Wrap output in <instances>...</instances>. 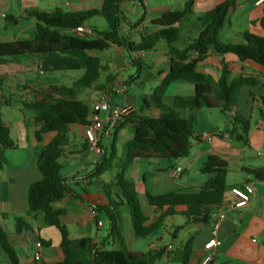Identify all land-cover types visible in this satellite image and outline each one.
<instances>
[{
  "label": "crops",
  "instance_id": "obj_1",
  "mask_svg": "<svg viewBox=\"0 0 264 264\" xmlns=\"http://www.w3.org/2000/svg\"><path fill=\"white\" fill-rule=\"evenodd\" d=\"M101 1L51 0L50 3L53 8L46 10L40 6L39 0H0V41L13 42L31 39L37 25L36 18L29 15V11L33 9L46 10L47 12L60 9L67 13L98 8ZM140 1L141 3L126 2L122 5V11L129 23H135L142 19L140 24L135 26L123 23L127 26L124 36L134 44H137L142 36L159 29L152 25L153 20L166 13L184 11L188 2L192 3V10L195 15H201L222 0ZM137 6L141 7L143 11L140 12ZM10 16L15 17L18 21L8 20L7 18ZM263 17L264 3L259 4L258 0H236V5L230 11L227 23L220 33L223 40L221 38L220 40L224 43L244 44L245 42L240 35L245 32L264 37V28L261 25ZM84 26L90 28L87 24ZM93 31V37H97V31ZM159 44L151 51L129 53V59L126 57L128 52L116 46L111 47L115 48L113 53L108 52L111 48L104 51L101 54L102 64L108 70L104 72V77L102 73L98 84H107V89L104 92L84 90L80 99L88 105L94 106L100 96L107 94L112 105L131 106V113L158 114V111L154 110L153 105L149 103L144 88H141V93L136 95L130 94L129 90L134 83L140 82L141 85L150 83L148 93L151 96L154 89L162 83L170 72L168 47L166 44L164 46ZM104 54H107L105 59ZM223 59L229 64L233 75L241 74L258 79L259 76H254L250 71L252 69L264 71L257 65L242 63L232 55L223 58L214 52H210L209 57L200 63L198 71L218 77ZM112 64L116 66L117 73L115 74L110 71ZM132 67H137L139 72L136 75L125 76L124 71L130 70ZM4 69L8 72L5 76L0 77V117L10 128V136L13 141L15 132L16 148L5 152L6 162L3 169L0 170V225L7 234L8 241L20 264H58L63 260L59 231L48 226L41 213L36 216L28 215L29 187L42 177L37 167L39 146L47 145L57 134L44 135L42 143L39 144L35 139L36 126L33 122V114L27 117L23 107L25 101L33 99L32 88L54 84L53 79L46 77L45 74L51 72L40 71L38 60L31 57L25 56L12 60ZM143 72H145L144 76H142ZM258 80L259 85L264 86V75L260 76ZM121 83L127 84L128 90L123 94H117L116 89ZM179 83H173L168 88L164 96L166 105L171 106L176 96H192L194 94L192 85L190 89L188 87L184 90L182 88L186 87H177L181 93H184L182 95L178 92L169 95L171 88L178 86L176 84ZM257 86H246L241 91L244 90V102L255 104L258 112L264 90L258 89ZM22 89H25V92H22ZM22 95L25 96L22 97ZM144 99L148 102L146 107L144 106ZM16 108H19L23 114V121L13 120L14 109ZM213 110L201 109L196 112L197 135L192 139L191 151L187 158L173 162L136 160L126 171V178L134 183L136 190L143 187L142 191H137L138 198L145 196L148 202V194L158 196L170 192L191 191L202 187L207 177L201 174L200 169L209 156L217 155L228 164L226 198L229 201L233 200L230 193L232 187L250 185L254 189L250 202L242 209H231L226 204L222 206L220 210L226 213V219L221 222L217 233L218 245L210 252L206 251L204 246L212 238L214 220L210 224H186L184 218H169L162 228L163 235L154 242L149 237L146 239L137 238L132 219L130 215H127L122 227L125 245L129 250L145 252L149 249L166 247V254L160 261H163L164 264H171L175 253L182 245L189 239H193V250L189 264H204L205 257L208 256L213 257L210 264H264V180H258L250 174L251 171L257 170L264 173V119L259 116L254 125L249 122L250 128L247 132L234 122L231 128L221 130L217 120L213 119ZM232 110L227 113H232ZM218 111L223 114L220 110ZM184 114L188 116L189 113L185 112ZM99 116L104 118L105 114L99 113ZM236 116L247 120L237 112ZM71 130L73 133L70 136ZM203 133H209L210 138L208 140L201 139ZM237 136L242 137L243 140L236 139ZM89 137L90 134L86 127L70 126L68 129V144L63 149L60 161L63 165L62 175L67 180L72 193H67L60 202L55 204V207L66 211L61 219L68 227L71 239L91 238L93 243L101 245L102 249H118L117 241L108 238L110 235L109 228L106 233L103 232L105 224L100 223V215L95 213L93 209L95 205L109 204L111 199H117L118 192L117 190L107 192L104 187L107 182L103 181V175L97 177L92 175L94 167L100 162L101 157L90 152ZM133 138L132 126L123 127L118 133V140L115 145L116 152H118L117 144L119 142H122L126 147ZM175 167H181L182 174L179 179L172 180L169 172ZM117 172L118 170L112 173L109 183L114 181ZM79 187L84 188L83 194L78 191ZM148 206L150 224L156 219L158 213L155 207L150 206V204ZM16 217H24L31 225V230L17 233L16 228H14L10 231L8 226L11 221L15 222ZM51 228L57 230L59 237ZM175 239L180 240L177 248L173 244ZM194 249L195 253L193 252ZM0 252V264H12L9 256L1 248ZM36 254H40V261L35 260Z\"/></svg>",
  "mask_w": 264,
  "mask_h": 264
},
{
  "label": "trees",
  "instance_id": "obj_2",
  "mask_svg": "<svg viewBox=\"0 0 264 264\" xmlns=\"http://www.w3.org/2000/svg\"><path fill=\"white\" fill-rule=\"evenodd\" d=\"M126 2L141 3L140 0H102L98 8L63 12L56 9L51 12L33 9L31 17L36 18L34 36L29 40L13 42L0 41V77L7 74L4 67L19 57H31L38 60L39 70L48 72L83 71V76L75 81L72 87L50 84L32 88L33 99L23 103L27 111L33 113L36 126L35 139L41 144L43 136L57 135L45 146H39L37 167L41 179L30 185L28 190L29 216L41 213L48 226L56 228L61 236L60 249L63 260L58 264H156L166 254V247L148 251H131L125 245L123 215H130L137 238L146 239L164 227L169 218H184L186 224H210L214 211L221 209L226 199L228 164L217 155H211L200 169L207 179L202 187L191 191L170 192L153 196L148 194L150 206L155 207L158 216L149 224V217L140 209L138 193L134 183L126 178V171L136 160H167L170 162L187 158L191 151L192 139L197 135L196 112L201 109H218L227 113L238 104L243 87H256V77L233 75L229 64L223 59L218 77L198 71L200 63L214 52L221 57L232 55L242 63H250L264 69V37L242 33L244 44L224 43L220 33L227 23L230 11L236 0H222L209 11L195 15L192 3L186 4L182 12H171L152 21L159 29L142 36L137 44L132 43L122 34V24L139 25L141 20L129 23L122 11ZM103 18L107 31L97 32V37L76 34L77 27L86 25L94 18ZM8 20L17 22L15 17ZM177 25V26H176ZM264 28V17L261 20ZM94 30V29H93ZM164 42L170 57V72L150 96L156 115L130 113L121 126L113 133L110 150L104 149L99 163L92 175L102 176L112 169L117 175L105 188L116 187L118 198L111 199L109 204L93 207L98 215L104 213L109 217L111 238L117 241L118 249H102L93 243L91 238L71 239L68 227L62 222L64 209L55 207L67 193H72L63 177V165L60 161L63 149L68 144L70 126L85 127L90 124V117L97 113L80 99V89L104 92L107 84L98 82L108 68L103 66L101 54L112 46L119 47L132 54L147 52ZM193 85L192 96H176L171 106L163 102L168 88L173 83ZM144 99V106H147ZM188 112V116H185ZM259 116L264 119V96L258 107ZM247 132L248 120L236 116L233 121ZM131 125L134 138L125 147V160H118L115 145L119 131ZM236 139L243 140L237 136ZM16 148L10 136V128L0 117V170L6 162L5 152ZM116 160L119 162L116 163ZM250 174L258 180H264L261 170ZM109 192L108 190H106ZM81 199V198H80ZM82 200V199H81ZM124 210L123 212L120 210ZM17 233L31 230V225L24 217L15 218ZM44 243V241H42ZM0 248L6 253L12 264H20L11 247L7 234L0 225ZM193 250V239H189L175 253L173 262L189 264ZM1 256V252H0Z\"/></svg>",
  "mask_w": 264,
  "mask_h": 264
},
{
  "label": "rangeland",
  "instance_id": "obj_3",
  "mask_svg": "<svg viewBox=\"0 0 264 264\" xmlns=\"http://www.w3.org/2000/svg\"><path fill=\"white\" fill-rule=\"evenodd\" d=\"M51 0H39L40 2V6L44 7V9L48 10V9H51L52 10V4L50 3ZM139 8V11L142 12L143 9L139 6H137ZM45 10V11H46ZM87 25L90 27V28H93L94 30H96L97 32H102V31H107L108 30V25L106 23V21L99 17V18H94L92 20H90ZM122 34L125 35V32H126V27L125 24L122 25ZM90 38H93V36H89ZM220 38L221 40H223V37H222V34H220ZM164 42H161L159 45L161 46H164ZM113 51H115V48H111L108 52L110 53H113ZM104 59L106 58V55L107 54H104ZM129 56L130 54L129 53H126V57H128L129 59ZM102 57V56H101ZM106 64V62H105ZM110 71L112 73H117V70H116V66L115 64H112L111 65V68H110ZM139 72L138 68L137 67H132L130 70H127V71H124V75L125 76H130V75H136L137 73ZM83 71H68V72H51V73H48V74H45L46 77H52L53 79V83L55 85H58V86H66V87H72L73 84L75 83V81H77L78 79H80L82 76H83ZM250 73L254 74V76H263L264 75V71H259V70H254L252 69L250 71ZM35 75V73H33ZM33 75V76H34ZM145 75V72L142 73V76ZM103 77H104V72H103ZM258 77V79H259ZM178 86H173V88H171L170 92H169V95H171L172 93H177L178 94H184V93H181L177 87H186V88H182L183 90L184 89H190L192 87L191 84H188V83H179V84H176ZM141 88H144V91L146 92V94L148 95L147 99L149 101V103H151L150 101V95L148 93V90L150 88V83H146L145 85H141L140 82H137V83H134L133 85H131V88L129 90L130 94H140L141 93ZM257 88L259 89H262L264 90V86L262 85H258ZM22 92H25V89H22L21 90ZM79 92H83L82 89L79 90ZM94 92V91H92ZM185 92V91H184ZM243 92L244 90H242L240 92V97H239V101H238V104L237 106L232 110V113H223L221 114L218 110H213L212 111V115H213V119L217 120L218 124H219V127L221 128V130H224L226 128L229 129L231 128L234 124H233V119L235 118V114L236 112L238 114H241L243 117H245L250 123L251 125H254L255 124V121L257 120V118L259 117L258 115V112H257V107L256 105L254 104H251V102L249 103H245L244 100H243ZM25 95H22V97H24ZM26 102V101H25ZM163 102L165 103L164 101V98H163ZM166 104V103H165ZM4 112V111H3ZM24 114L28 117V115H32L33 113L31 111H27L24 109ZM13 120L14 121H23L24 120V116L23 114L20 112L19 108H16L14 109V115H13ZM82 129V128H80ZM84 131V130H83ZM72 130L70 131V136L72 135ZM14 141H16V135H15V132H14ZM112 141H113V136L111 137H108L104 140V146L106 149L110 150L111 148V144H112ZM117 158L118 160L122 161V160H125V147L123 145L122 142H119L117 144ZM118 160H116V163L119 162ZM114 171H117L115 169H112L110 170L109 172H107L106 174L103 175V181L104 182H107L109 183L110 182V176L112 175V173H114ZM109 188V191L112 190L113 192L115 190L118 191V189L116 187L114 188H111V187H108ZM108 188H106V190H108ZM136 189V188H135ZM83 190L84 188L83 187H79L78 188V191L83 194ZM143 190V187L137 189L136 191L140 192ZM93 202V201H91ZM139 202H140V209L141 211L146 214L147 216H150V213H149V209H148V202H147V199L145 198V196H140L139 197ZM94 204V203H93ZM122 212L124 210L120 209ZM127 213H124L123 215V224L122 226L124 225V219L127 217ZM100 220L101 222L100 223H104L105 224V228L103 230L104 233H106V230L109 228V217L102 213L100 214ZM16 228L15 227V222L14 221H11L9 226H8V229L11 231L12 229ZM52 231H54L55 233H57V236L59 237V234L57 232L56 229L54 228H51ZM163 235V229H160L158 231H156L155 233H153L151 236H149V239L151 241H154L156 242V240L161 237ZM182 237V236H180ZM180 240L179 239H175L173 240V244L175 246V248H177L179 246V243ZM142 243H145V242H142ZM185 244V243H184ZM195 245V244H194ZM195 253V249L193 251ZM198 254H200V252H198ZM197 254V255H198ZM195 255V254H194ZM206 258V257H205ZM156 264H164L163 261H158ZM171 264H180V263H177V262H173ZM191 264H194V263H191ZM210 264V263H209Z\"/></svg>",
  "mask_w": 264,
  "mask_h": 264
},
{
  "label": "built area",
  "instance_id": "obj_4",
  "mask_svg": "<svg viewBox=\"0 0 264 264\" xmlns=\"http://www.w3.org/2000/svg\"><path fill=\"white\" fill-rule=\"evenodd\" d=\"M258 3H264V0H258ZM73 32L76 34H85L93 36L94 31L92 28L86 26H79ZM128 90V86L125 83L118 85L116 89L117 94H123ZM95 108L97 110L96 114H93L90 118V124L85 126L90 134L89 137V150L93 154L102 157L104 154V139L113 136V133L117 128L121 126L124 119L131 113V106H119L112 105L108 100V95L104 94L99 97ZM99 113H104L105 117L102 118L99 116ZM210 138L209 133H203L201 139L208 140ZM182 174L181 167H175L169 172V176L172 180H177ZM230 193L233 196V200H228L227 198L224 201V204L228 205L231 209H242L248 205L250 199L254 193L252 186L247 185L244 187H232ZM213 218V232L212 238L205 244L204 248L206 251H212L217 245V233L222 221L226 219V213L220 209L216 210L212 214ZM35 260L40 261V254L35 255ZM213 261L212 256H208L204 260V264H209Z\"/></svg>",
  "mask_w": 264,
  "mask_h": 264
}]
</instances>
